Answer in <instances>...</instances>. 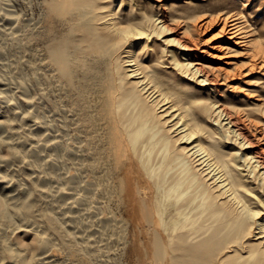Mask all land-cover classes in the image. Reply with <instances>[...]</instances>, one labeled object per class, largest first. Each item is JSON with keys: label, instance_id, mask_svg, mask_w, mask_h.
<instances>
[{"label": "bare ground", "instance_id": "6f19581e", "mask_svg": "<svg viewBox=\"0 0 264 264\" xmlns=\"http://www.w3.org/2000/svg\"><path fill=\"white\" fill-rule=\"evenodd\" d=\"M42 1L37 33L27 24L17 34L10 0L0 2V27L10 25L13 50L30 52L37 36L43 42L53 74L47 83L68 99L62 123L73 121L82 148L62 146L54 132H43L50 126L37 121L41 114L20 110L46 67L31 60V75L15 78L20 97L9 105L22 125H37L18 131L10 115L0 119V147H10L0 172L9 161H26L17 175L0 173L8 189L0 196V264H88L75 252L114 264L110 251L128 242L137 253L153 248L159 264H264V24L252 28L247 3ZM215 22L220 39L200 47L189 25L197 31ZM6 52L0 46V58ZM2 66L0 85L9 92L13 77ZM241 76L243 95L229 82ZM69 163L74 170L61 172ZM85 170L92 174L86 180ZM54 180L64 187H48ZM98 200L127 208L137 222L130 241L124 217H97ZM83 208L92 220L77 214ZM16 228L35 241L14 240Z\"/></svg>", "mask_w": 264, "mask_h": 264}, {"label": "rangeland", "instance_id": "374dc122", "mask_svg": "<svg viewBox=\"0 0 264 264\" xmlns=\"http://www.w3.org/2000/svg\"><path fill=\"white\" fill-rule=\"evenodd\" d=\"M8 1L9 0H1L0 2L5 3V2H8ZM178 1L179 0H165V4H167V6H170L171 4H174V3L178 2ZM254 1H256V2H254V3L252 2L253 3L252 4L250 2H247V0H242L243 4L247 3V4H245V8L247 7L246 10L249 9L247 11L248 18H250V20L253 19L252 23L254 24V26H252V28L254 27V28H256L258 30L261 27V25L264 24V13H263V11H264L263 10L264 9V0H254ZM41 2H42V4H41ZM10 3L14 4V7L11 9V10H14V11H12L11 14H13V15L15 14L14 16L18 17L19 25L21 26L20 28H22V29L24 28L23 31H21L22 29L19 30L20 33H17V34L18 35L19 34L23 35L24 31L26 30V27H23V26L27 25V24L28 25L30 24L27 27L28 28L30 27L29 29L33 30L32 31L33 33H37V29H35V31H34V28L37 25L38 26L40 25L39 23H40V20L42 18V15H40V14H43V7H42L43 6V1L42 0H10ZM205 10H210V8L206 7ZM2 14H3V11H2ZM257 16H260V19L258 21L259 23L258 22L256 23ZM201 19H203V17ZM201 19H199L197 21V23H194V24H199V25L202 24V20ZM9 26L2 25L0 27V46L5 47L7 49V51H8V53L6 52L7 53L6 55L1 57L2 59L0 58V68H1L0 73H1L2 70L5 69V68H3L2 65H6L7 66L6 67V71H7L9 76L13 77V78H11L13 80H11V82H9L11 84L9 92H7V91L4 92L3 91L4 87L2 85H0V90H1L0 91V93H1L0 94V119L2 120V118H4V117H8L9 115H10L9 117H12L14 115L15 108L13 106H10L9 103L15 101L16 99H18L20 97V92H19V89L17 88L16 82H15V78L27 79V78L30 77L31 71H30V68L28 67L27 63L31 62V60H33V59H34V61L36 62L37 65L45 63L44 64V66H46V67H44L45 69L42 67L43 70L40 71V73L42 74L41 76L43 78V80H41L42 83L37 85V86H34L32 88V90H31V93L28 96V100H31L32 103L31 102L28 103L29 105L27 104L26 105L27 107L24 106V105L20 106V108L22 107L20 110L23 109V111H26V112L36 111V112H38V115L41 114L37 118V121H40L41 123L50 126V131H48V132L47 131H43L45 134H47L49 132H51V134H52L54 132V134L56 136H58L59 139L58 138L57 139L59 140V142L63 144V145L61 144L62 146L66 147V148H70V149H75V150H78L80 152V150L82 148V141H81L80 138L76 139L77 136H75V135H77V133H76V130H75V127H74L75 125H74L73 121L71 120V122H70L71 124L70 123L66 124L67 126L62 123L64 116L67 114L66 110H68V106H69L68 99L66 97H64L63 99L58 97V95H56L54 92H52L50 90L49 85L47 83L48 79L52 80L53 74H52V76H50L52 71L46 65V60H45V57H44V44H43V42L37 36L38 39H35L32 42V44H31V47H33V50H31L30 52H28V51L26 52V50H24L22 48H17V49L13 50V48H12L13 46H11V44H12L11 36H9V33H10V27ZM180 28H184V26L180 25ZM189 28H190L189 29L190 30L189 33L193 34V36H195V37H198L202 41L200 47L210 46L211 44H213L214 42H217L220 39V36H219L220 35L219 34L220 24L219 23L215 22L213 24L206 25V27L203 26V27H201L202 30H197V31H194V27L192 26V24L189 25ZM261 30H262V34L264 35V27ZM3 37H5V39ZM257 39H259V38H257ZM260 39L263 40V42H264V36L262 38H260ZM36 48H38V50ZM39 50L42 53H40ZM36 52H38V53L36 54ZM32 54H33V56L34 55L35 56L32 57ZM39 57L41 59H39ZM241 60H243V59H241ZM255 72L256 73H254V74L255 75L257 74L256 76H262V75H258V73H261V71H255ZM261 74H263V73H261ZM45 77H46V79H45ZM243 80L244 79L241 76V77H236L235 79H232L231 81H229L230 84H232V86H234L233 84H235L237 87L239 86V88L242 89V90L240 89L241 91L237 90L236 94L238 93L240 95H243L242 92H245V90L247 89V87L242 86L241 82ZM1 87H3V89ZM228 89H229L228 91H230V92L232 91V88L229 87ZM3 97H5V98H3ZM55 99H56V102H55ZM64 101H66V103ZM63 102H64V104H63ZM55 103H56V105H55ZM37 121L34 120V119L33 120L31 119L30 121L28 120L25 123V125L27 123L28 124L25 126V125L21 124V121H20V119H18V117H12V122H13L12 124L15 127V129L17 127L16 130H18V131L22 130L21 127L28 128L29 127L28 125H30V127H33L34 125L36 126L37 125L36 124ZM65 127H67V128L65 129ZM59 131L62 134L59 135ZM3 133H5V132L3 131ZM32 145H33V143L30 140V141H28L25 144V148L26 149H30L32 147ZM9 148L10 147L8 146L7 143H4V144L1 145V147H0V162L4 161L5 159H7L9 157V151H10ZM46 154H49V152L46 153ZM0 164H2V163H0ZM25 164H26V161H24L22 159L15 160V161H9L7 164H5L4 169L0 173L2 175H13V174L17 175V173L19 171V168L21 166H25ZM65 166L66 167H64L61 170V172L67 173V172H70V171L74 170V165H72L70 163L66 164ZM85 171H83V178L85 180L91 178V175H92L91 172H89L87 170H85ZM20 177H22L21 174L19 175V179H20ZM19 181H23V178H21ZM62 186H63V184L60 181H58V180H56V181L54 180V181L48 182V187H50V188H52L54 190L61 189V188L64 187V186L63 187ZM7 190L8 189L5 188V186H1L0 185V196L4 197L7 194ZM16 190H17V188L12 189V194L17 195L18 191H16ZM77 194L78 193L75 192L74 197ZM74 197L67 198L66 201L69 202V200L70 201L73 200ZM97 205H98L97 207L99 208V212H98L97 217H102L104 215H106V216L107 215H112V213L115 214V217H118L120 219H123V217H124V220L127 221V225H128L127 228H126V231H125V236H126L127 239L130 238L128 240V241H130L132 234L135 233L134 229H137V222H134L132 220V215L130 214V212L128 210H126L127 208L125 209V207H119L118 204L115 201H112V202L108 203V201L98 200V204ZM107 208L109 209V211H108ZM117 211H118V213H117ZM85 212H87V209L83 208L81 210V212L80 213L78 212L77 214L81 217V219L83 218L82 219L83 221H84V219H85V221L92 220V218H90L88 216V214H86ZM102 213H103V215H102ZM263 215H264V211H262V216ZM81 219H80V221H81ZM13 231H14V233H13ZM12 236H13L14 240H17V241L20 240V242H23L24 244H26V243L30 244L31 242L35 241V235L34 234H32L31 232H28V234H27V232L23 231V229H21V228L13 229L12 230ZM196 240H198V239L196 238L194 241H196ZM125 246H122L123 249L121 247L115 248V249L113 248L114 250H116L115 253H114L113 250L110 251L109 255L111 254L110 256L114 259V264H139V263L140 264H148V262H149V264L150 263L151 264H157L158 263L156 260H153L154 259L153 248H151L149 250H143L142 253H137V250H135L136 251L135 252L132 249V246H131L130 242L127 243L126 247ZM52 250L55 251V253L60 256V260L61 261H66L68 255H67V252H65V250L63 248H61L60 246H56L55 245V246L52 247ZM124 250H127L128 253L126 251H124ZM118 252H120V253H118ZM80 254L81 253L75 252L74 253V255H75L74 257L78 256L77 258H80V259L82 258L83 260H86L88 264L89 263L92 264L93 261L91 260L92 259L91 256H88V255H85V254H81V256H80ZM117 255H119V256H117ZM122 258L125 259V260H123ZM143 259L145 261H143ZM150 260H152V261H150Z\"/></svg>", "mask_w": 264, "mask_h": 264}]
</instances>
